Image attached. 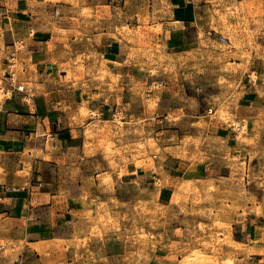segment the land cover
Here are the masks:
<instances>
[{"label":"crops","instance_id":"1","mask_svg":"<svg viewBox=\"0 0 264 264\" xmlns=\"http://www.w3.org/2000/svg\"><path fill=\"white\" fill-rule=\"evenodd\" d=\"M75 1L76 5L0 0V76L9 54L22 43L24 50L16 52L22 68L20 79L31 85L33 96L28 102L14 96L0 110V242L23 243L14 264H61L64 260L80 264L71 245L85 227V217L97 213L93 198L99 193L101 180L104 186L114 184L118 189L136 182L151 187L155 180H166L163 194L173 191L170 184L214 185L216 193L210 194L226 212L220 216L234 218L244 199L239 188L241 180L233 176L231 164L235 159L240 164L244 161L246 173H250L251 166H260L253 162L260 156L264 158V82L259 68L253 65L255 50L245 67L231 62L235 71L220 88L223 106L230 103L229 117L247 124L245 143L233 129L216 120L209 121L195 136L214 138L227 151L207 153L205 148L203 155L194 143H170L173 136H183L182 124H174L169 117L195 116L197 104L207 105V90L215 80L213 74L195 70L179 79L171 69H165L173 56L193 49L185 42L184 32L187 26H193L192 16L185 18L179 4L171 1L168 19L159 21L162 33L153 36V41L164 44L157 57L163 54L166 59L159 61L157 72L152 73L139 35H125L123 42L110 37L112 31L107 29L101 35L97 26L110 15L105 6L100 0ZM106 7L111 4L106 3ZM55 10L59 12L57 23L48 19ZM86 10L89 15H85ZM137 13L125 18L128 28L143 29ZM110 18H114V26L121 22L113 15ZM56 24L63 31L83 32L86 37L58 35ZM68 46L74 50L69 51ZM87 51L106 62L99 69L108 76L104 88L108 93H102L99 82L86 86L78 81L75 87L66 83L68 72L80 73L79 69L87 66ZM78 59L83 60L81 64ZM255 73L258 76L253 80ZM152 100L154 108L149 112ZM82 105L96 116L87 118L88 126L97 122L108 126L120 111L126 137L112 139L113 125H109L106 132L88 139L78 115ZM135 125L142 126L144 136H153L160 148L159 155L153 156L157 163L150 164L149 153L132 151V146L127 145L128 139L136 137ZM102 139L109 142V147L113 145L111 152L99 145ZM115 148L122 153H116ZM183 150H187L185 157ZM141 162L143 165H139ZM240 232L250 238L248 244H252V238L262 239L264 233L248 226ZM235 235L232 228L233 243L240 245ZM5 263L0 256V264Z\"/></svg>","mask_w":264,"mask_h":264},{"label":"rangeland","instance_id":"2","mask_svg":"<svg viewBox=\"0 0 264 264\" xmlns=\"http://www.w3.org/2000/svg\"><path fill=\"white\" fill-rule=\"evenodd\" d=\"M46 1L52 4L76 5L75 0ZM100 1L101 6L104 5L110 15L101 20L97 26L98 32L103 35L104 29L112 31L110 37L122 42L125 35H132L134 38L140 36V45L145 50L147 66L152 69V73H156L159 61L166 58L163 54L157 57V52L163 51L164 44L159 40L153 41V36L162 33L159 21L168 19L172 0ZM174 2L179 4L185 18L190 19L192 16L193 26H187L184 32L185 42L193 45V49L173 56L168 60L165 69H171L179 79L183 74L188 76L189 71L195 70L198 73L205 71L213 74L215 80L210 83V90H207V105L197 104L195 116L182 114L179 117H169L174 124H182L180 128L183 136L180 139L173 136L170 143L181 142L183 145L194 143L200 146L203 155L206 149L207 153L225 152L227 150L214 138L204 140L201 134L195 135L199 134V129L202 130L206 124L209 125V121L216 120L231 129L235 124L236 121L227 113L230 103L227 102L226 106H223L225 101H222L220 94L221 86L235 71L231 65L232 61L240 62L245 67L255 50L257 54L255 60L253 59V65L259 68V75L264 82V0H174ZM106 3H110L111 7H106ZM88 12L84 11L85 15H89ZM136 13L139 14V22L144 25L143 29L128 28L125 23L126 17H134ZM111 15L121 22L114 26V18H110ZM56 17L58 16L52 11L48 19L57 23ZM150 24H155V27ZM57 25L54 29L58 35L68 38L72 35L86 37L83 32L73 34L71 31H63ZM221 38L225 41L222 42ZM24 48L25 46L20 43L16 49ZM75 49L77 50V47ZM68 50L72 51L74 47L68 46ZM87 52L85 57L87 66L81 67L80 73L68 72L66 83L75 87L78 81L85 82L86 86L99 82L102 93H108L106 89L104 90L108 85V76L99 69L106 62L95 52ZM77 61L81 64L83 60ZM19 70L20 72L22 70L20 63ZM257 76V73L253 74V80ZM25 84L31 89L26 80ZM153 106L152 100L148 105L149 112H153ZM213 111L215 115L212 114ZM78 115L88 139L106 132L109 125H113L112 139L126 137L123 115L120 111L113 115L114 122L108 126L98 122L88 126L87 118L96 116L90 113L85 105L81 106ZM185 116H188L187 121L183 122ZM141 125H135L136 137L128 139L127 145L132 146V151L149 153L147 161L150 164L157 163L153 156L159 155L160 148L156 147L153 136L143 135ZM247 130L246 128L245 132L243 130L233 132L245 143ZM189 132H193L192 136ZM99 145L108 152L113 149V145L109 147L107 140L102 139ZM89 146L87 143L86 147ZM114 150L116 153H122L118 148ZM186 152L187 150L182 152L184 157L187 156ZM236 161L235 159L231 166L233 176H238L241 180L239 188L244 201L240 205V208L242 207L240 213L237 212L234 218L220 216L226 212L221 209L222 203L214 199L215 195L210 194L216 193L214 185L198 187L185 183L178 185L176 183L172 186L170 184L169 187L173 188V191L163 194L168 184L166 180H155V185L151 187H143L136 182L121 186L119 189L114 184L104 186L101 180L97 188L99 193L93 198L97 203V213L85 217V227L78 231L77 238L71 245L76 250L75 257L81 261L80 264H264V158L260 156L256 163L253 162L254 165L260 166L257 168L251 166L250 173H246L244 161L242 164ZM139 165H143L142 162ZM244 226L261 231L262 239L252 238V244H248L247 240L250 238L243 237L240 232ZM258 227H261V230ZM232 228L236 230L235 238L240 245L233 243ZM0 246L4 247V250L0 251V256L5 260V264H14L22 251L23 243L20 240L15 243L4 240L0 242ZM61 264L67 263L64 260Z\"/></svg>","mask_w":264,"mask_h":264},{"label":"built area","instance_id":"3","mask_svg":"<svg viewBox=\"0 0 264 264\" xmlns=\"http://www.w3.org/2000/svg\"><path fill=\"white\" fill-rule=\"evenodd\" d=\"M54 13L56 16H59L58 10H55ZM220 40L222 42L225 41L224 38ZM16 52H18V50L9 54L5 72L0 76V110L4 103L13 99L14 96H19L23 102L31 101L33 98L31 90L27 88L25 81L20 79L19 63ZM232 129L234 132H241L244 129L242 121H236L235 124L232 125Z\"/></svg>","mask_w":264,"mask_h":264},{"label":"bare ground","instance_id":"4","mask_svg":"<svg viewBox=\"0 0 264 264\" xmlns=\"http://www.w3.org/2000/svg\"><path fill=\"white\" fill-rule=\"evenodd\" d=\"M242 124H243V127H244L243 131L245 132L246 128H247V124L246 123H242ZM234 244H235V242H234ZM235 245H238V244H235Z\"/></svg>","mask_w":264,"mask_h":264}]
</instances>
